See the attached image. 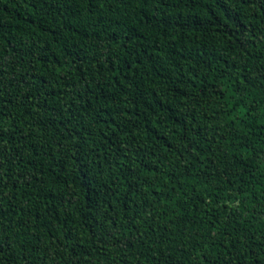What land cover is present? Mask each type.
Segmentation results:
<instances>
[{"label": "trees", "instance_id": "16d2710c", "mask_svg": "<svg viewBox=\"0 0 264 264\" xmlns=\"http://www.w3.org/2000/svg\"><path fill=\"white\" fill-rule=\"evenodd\" d=\"M0 264H264V0H0Z\"/></svg>", "mask_w": 264, "mask_h": 264}]
</instances>
